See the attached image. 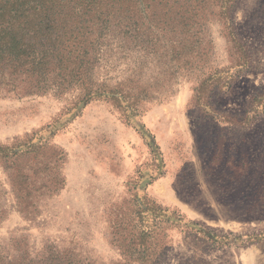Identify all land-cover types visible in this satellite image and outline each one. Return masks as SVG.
Listing matches in <instances>:
<instances>
[{"label":"rangeland","instance_id":"rangeland-1","mask_svg":"<svg viewBox=\"0 0 264 264\" xmlns=\"http://www.w3.org/2000/svg\"><path fill=\"white\" fill-rule=\"evenodd\" d=\"M139 42L145 50L108 52L94 74L131 94L142 88L133 93L144 99L136 116L104 100L80 102L77 91H0V145L20 146L10 169L0 164V251L115 264L113 226L146 196L205 232L169 230L160 264H264V113L235 125L264 87V0H233L226 21L211 16L187 33ZM203 80L220 89H207L206 113L195 98Z\"/></svg>","mask_w":264,"mask_h":264},{"label":"trees","instance_id":"trees-1","mask_svg":"<svg viewBox=\"0 0 264 264\" xmlns=\"http://www.w3.org/2000/svg\"><path fill=\"white\" fill-rule=\"evenodd\" d=\"M233 0H0V91L16 96H62L77 91L80 102L104 100L129 118L139 112L142 88L128 92L123 83L112 87L99 83L97 68L112 58L108 52L142 50L140 39L156 32L186 33L211 16L226 21ZM189 26H192V28ZM170 29V30H169ZM188 30V31H187ZM196 30V29H195ZM202 30L197 29V34ZM150 48V47H148ZM144 50L146 48H143ZM236 67L243 68L242 65ZM215 75L211 76L212 79ZM226 77L231 78L227 75ZM209 79V78H208ZM207 79V80H208ZM201 81L195 89L197 104H202L209 87L220 90L219 82ZM225 85L220 84L223 88ZM206 113V112H205ZM264 113V87L250 101L235 125L246 126ZM230 124L227 117L214 116ZM234 119H237L234 116ZM29 149L33 144L28 143ZM0 145V164L10 169L19 156L18 148ZM32 152V150H28ZM17 193L26 192L10 176ZM18 185L15 187V185ZM24 196V195H23ZM19 196L25 201V196ZM125 219L113 226L111 242L120 254L115 264H160L166 250L167 232L177 230L205 236L196 224L175 210H169L146 196L134 197ZM27 205V204H25ZM23 208L21 212H25ZM216 236L209 240L216 239ZM216 241V240H215ZM0 264H81L69 254L44 250L36 258L26 253L9 257L0 251Z\"/></svg>","mask_w":264,"mask_h":264}]
</instances>
